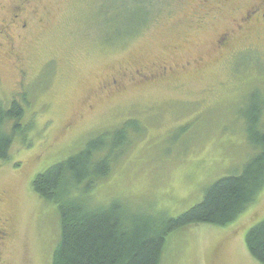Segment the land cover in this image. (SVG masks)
Segmentation results:
<instances>
[{
  "label": "rangeland",
  "instance_id": "rangeland-1",
  "mask_svg": "<svg viewBox=\"0 0 264 264\" xmlns=\"http://www.w3.org/2000/svg\"><path fill=\"white\" fill-rule=\"evenodd\" d=\"M128 2L42 0L43 22L0 48V101L25 97L23 122L34 125L31 146L15 141L9 161L0 162V219L8 233L0 264H51L58 218L32 192L33 179L129 120V147L91 204L119 198L177 217L253 155L243 112L252 93L264 98V26L238 32L222 15L198 23L190 20L197 0H152L147 26L124 39L145 16L129 24L124 12L114 13L104 26L99 12L104 3L112 11ZM225 32L232 33L229 45L219 49ZM262 220L264 190L227 227L191 226L168 236L160 264H258L244 238Z\"/></svg>",
  "mask_w": 264,
  "mask_h": 264
},
{
  "label": "trees",
  "instance_id": "trees-1",
  "mask_svg": "<svg viewBox=\"0 0 264 264\" xmlns=\"http://www.w3.org/2000/svg\"><path fill=\"white\" fill-rule=\"evenodd\" d=\"M151 1L130 0L129 6L119 5L112 11L104 8L106 1L100 7V22L104 25L114 13L124 12L129 24L145 16L132 36L122 37L132 39L149 23ZM258 95L256 91L247 98L243 112L245 138L253 155L238 174L214 182L197 205L177 217L132 208L119 198L91 204L96 187L129 147L135 133L132 120L95 135L81 151L36 175L32 192L53 206L58 218L59 236L51 264H160L171 234L191 226L224 228L233 223L264 190V98ZM21 98L22 102L13 99L8 105L0 101V162L9 161L15 141L25 148L32 144L34 125L23 122L27 100ZM244 244L250 257L264 264V220L248 230Z\"/></svg>",
  "mask_w": 264,
  "mask_h": 264
},
{
  "label": "flooded vegetation",
  "instance_id": "flooded-vegetation-1",
  "mask_svg": "<svg viewBox=\"0 0 264 264\" xmlns=\"http://www.w3.org/2000/svg\"><path fill=\"white\" fill-rule=\"evenodd\" d=\"M41 3L42 0H8L6 5H0V48L12 45V42L26 33L32 34L34 28L43 22L41 14H37ZM220 15L235 25L234 30L238 32L248 25L262 27L264 0H197L196 6L192 8L190 20L202 23L206 19L219 18ZM36 19L38 20L34 21ZM33 22L40 23L32 26ZM231 35L230 32L221 34L216 40L217 47L219 49L227 47ZM7 238L6 222L0 219L1 246Z\"/></svg>",
  "mask_w": 264,
  "mask_h": 264
}]
</instances>
